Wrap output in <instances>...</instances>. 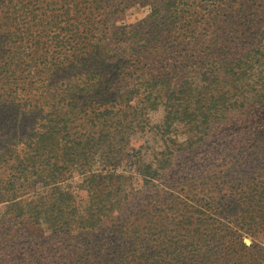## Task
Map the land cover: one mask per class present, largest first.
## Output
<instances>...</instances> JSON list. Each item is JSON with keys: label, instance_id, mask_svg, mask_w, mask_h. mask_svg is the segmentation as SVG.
<instances>
[{"label": "trees", "instance_id": "16d2710c", "mask_svg": "<svg viewBox=\"0 0 264 264\" xmlns=\"http://www.w3.org/2000/svg\"><path fill=\"white\" fill-rule=\"evenodd\" d=\"M134 7L148 13L120 23ZM43 105L42 122L22 137L25 148L19 153L9 143L10 164L0 179V242L37 240L23 264L206 258L197 238L204 218L192 222L193 211L167 218L175 225L172 243L164 241L158 211L159 223L141 228L143 241L138 236L130 247L115 238L86 239L132 191L115 174L126 158L146 184L166 186L188 178L179 176L177 153L199 159L190 167L201 169L200 150L227 153L232 162L215 178L234 180L230 205L247 200L236 212L242 226L231 229L264 231V0H0V111L41 112ZM158 107L163 117L153 124L148 114ZM145 132L160 143L149 147L147 160L141 146L119 157ZM221 136L250 145L216 150ZM123 227L112 225V232Z\"/></svg>", "mask_w": 264, "mask_h": 264}, {"label": "rangeland", "instance_id": "374dc122", "mask_svg": "<svg viewBox=\"0 0 264 264\" xmlns=\"http://www.w3.org/2000/svg\"><path fill=\"white\" fill-rule=\"evenodd\" d=\"M147 13V8H131L120 23L124 25L134 23L143 18ZM46 111L48 109L44 105L41 112H39L38 108L32 109L31 111L22 110L19 112L18 110L16 113H9L6 110L0 111V179H4L8 172L7 167L10 164V158L7 156V153L11 151L9 143L15 142V150L20 153L25 148V141L22 137L27 138L32 135V131L42 122ZM10 114L13 116H10ZM162 117L163 110L159 107L156 111L148 114V118L153 124L159 123ZM182 140V137L179 136L178 141ZM158 144H160L158 138H153L148 132L134 135L128 145L125 146V149L121 151L119 157L126 155L130 158L129 156L132 154L130 151L131 147L136 149L141 146L140 155L145 152L146 155H144V158L147 160L148 155L152 152L149 147H154ZM227 145L231 148L233 147L232 149H240L248 147L250 143L230 140L221 136L218 141H215L213 147L216 146V150H223ZM200 152L202 153V164H204L202 169L200 168L201 166L190 167L193 166V163H190L193 160L185 161L182 156L183 154L177 153L174 162L176 161L177 166L179 165L180 171H182L179 176L188 174V178L185 183L183 181L175 182V180H167L169 182L166 186L164 185V180L146 184L147 182L141 179L139 175L140 171L134 170L128 162H125L127 158L124 159L122 164L116 169L115 174L123 176V178L119 179V182L122 184L127 183L129 187H132V191L128 195V199H125L120 207L105 218L103 229L86 235V239L103 238L108 241L115 238L127 242V245L130 247L131 244L136 243L135 240L138 236H140L138 238L139 242L143 241L144 237L141 228L144 229L147 225L154 226L155 223H159V220L154 219L158 211L164 216L161 221L163 224L161 227H164L163 231L165 233L164 241L172 243L174 240L175 225H170L167 218H170L171 215L172 217L178 214L188 215L193 211V216L195 217L192 216V222H195L198 215H202L204 218L201 222L202 229L197 231V238L200 239L205 250L208 251L205 254L206 258L200 257L199 264H264V231H256L254 233L244 227L247 230V234H242L235 233L231 229V226H242L239 221L237 223L235 221L237 218L236 212L247 207L245 203L247 201L246 198L242 196L239 205H230L228 202L233 197L229 198V196H234L230 182L234 180L231 179V176L229 177V182V179L219 181L215 178V176H219L221 166L224 168L228 162H232V159L224 152L212 151V153L208 152L207 154L206 150H200ZM205 155L206 157L204 158L203 156ZM191 156L193 157L194 153ZM193 162L198 164L199 159L195 158ZM99 168L100 164L98 162L93 169L98 170ZM243 177L241 176V179ZM222 182L228 183L223 184ZM235 183L236 185L240 183L239 178L235 179ZM149 188H151V192H149ZM155 193H158L156 197L154 196ZM42 194L45 195L46 192L42 190ZM148 201L151 204L146 206V202ZM3 207L4 205L0 203V214L4 211ZM122 207L125 208L122 209ZM219 212H222L221 216L217 215ZM150 221H152L151 224L149 223ZM112 225L116 229L123 225L124 233L121 234L118 232L117 235L114 234L111 228ZM27 230L28 232L33 231L34 234H37V231L32 227L27 228ZM1 231L3 229H0ZM145 231L148 232L147 229ZM250 235H253V237ZM148 238L151 244H153L151 237ZM179 240L184 241L186 238L181 237ZM36 241L25 238L23 240H15L14 242L16 243H11V245L6 241L4 243L0 242V264H23V260L26 259L25 257L35 250L34 245ZM177 244L181 246V243L178 242ZM127 252L130 253L131 250ZM185 264L192 263L187 261Z\"/></svg>", "mask_w": 264, "mask_h": 264}, {"label": "water", "instance_id": "95a60500", "mask_svg": "<svg viewBox=\"0 0 264 264\" xmlns=\"http://www.w3.org/2000/svg\"><path fill=\"white\" fill-rule=\"evenodd\" d=\"M247 243V241H245Z\"/></svg>", "mask_w": 264, "mask_h": 264}]
</instances>
